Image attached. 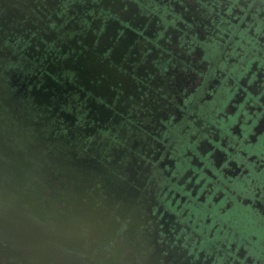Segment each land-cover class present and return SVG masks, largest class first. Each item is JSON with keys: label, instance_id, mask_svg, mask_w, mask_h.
<instances>
[{"label": "flooded vegetation", "instance_id": "flooded-vegetation-1", "mask_svg": "<svg viewBox=\"0 0 264 264\" xmlns=\"http://www.w3.org/2000/svg\"><path fill=\"white\" fill-rule=\"evenodd\" d=\"M0 264H264V0H0Z\"/></svg>", "mask_w": 264, "mask_h": 264}, {"label": "water", "instance_id": "water-1", "mask_svg": "<svg viewBox=\"0 0 264 264\" xmlns=\"http://www.w3.org/2000/svg\"><path fill=\"white\" fill-rule=\"evenodd\" d=\"M7 228L6 230V236H9L11 238L17 237L19 238L18 243H16L17 246H19L21 249H23L25 252L27 253H39V251L44 252V245H42V243L38 240L33 241L31 239V229L30 228H26V227H22V228H8V226H6ZM15 245V246H16ZM48 246H45V248ZM19 255V254H18ZM18 255H15L18 256Z\"/></svg>", "mask_w": 264, "mask_h": 264}]
</instances>
